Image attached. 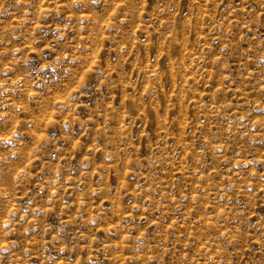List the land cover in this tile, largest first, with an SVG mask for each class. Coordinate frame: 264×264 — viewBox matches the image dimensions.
<instances>
[{
  "label": "rangeland",
  "instance_id": "obj_1",
  "mask_svg": "<svg viewBox=\"0 0 264 264\" xmlns=\"http://www.w3.org/2000/svg\"><path fill=\"white\" fill-rule=\"evenodd\" d=\"M0 264H264V0H0Z\"/></svg>",
  "mask_w": 264,
  "mask_h": 264
}]
</instances>
